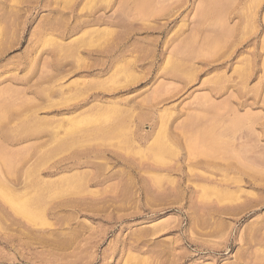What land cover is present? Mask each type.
Here are the masks:
<instances>
[{
    "label": "rangeland",
    "instance_id": "1",
    "mask_svg": "<svg viewBox=\"0 0 264 264\" xmlns=\"http://www.w3.org/2000/svg\"><path fill=\"white\" fill-rule=\"evenodd\" d=\"M0 107V264H264V0H0Z\"/></svg>",
    "mask_w": 264,
    "mask_h": 264
},
{
    "label": "bare ground",
    "instance_id": "2",
    "mask_svg": "<svg viewBox=\"0 0 264 264\" xmlns=\"http://www.w3.org/2000/svg\"><path fill=\"white\" fill-rule=\"evenodd\" d=\"M11 1H12V0H11ZM123 1H124V0H123ZM143 1H144V0H143ZM132 2H133V1H132ZM13 3H14V2H13ZM143 3H144V2H143ZM14 4H15V3H14ZM148 4H150V3H148ZM10 5H11V4H10ZM209 5H210V4H209ZM135 6H136V5H135ZM212 6H213V5H212ZM10 7H12V6H10ZM14 7H15V6H14ZM143 7H145V4L143 5ZM148 7H149V6H148ZM140 8H141V7H140ZM213 8H214V6H213ZM213 8H212V9H213ZM14 9H15V8H14ZM143 10L145 11L146 9H143ZM144 11H143V12H144ZM209 11H210V10H209ZM141 12H142V11H141ZM146 14H147V13H146ZM218 14H219V12H218ZM82 23H83V22H82ZM80 25H81V24H80ZM229 30H230V29H229ZM222 32H223V31H222ZM227 32H229V31H227ZM230 33H231V32H230ZM230 33H229V34H230ZM196 34H197V33H196ZM209 36H210V35H209ZM220 36H221V35H220ZM191 37H192V36H191ZM210 37H211V36H210ZM208 38H209V37H208ZM219 38H220V37H219ZM213 39H214V38H213ZM2 40H3V39H2ZM215 40H216V39H215ZM191 42H192V41H191ZM216 42H217V41H216ZM218 42H219V39H218ZM225 42H226V41H224V42H222V43H225ZM205 43H206V42H205ZM208 43H209V42H208ZM211 43H212V42H211ZM194 44H195V43H194ZM212 44H213V45L215 44L214 41H213ZM213 45H212V49H213ZM220 45H221V44H220ZM223 45H224V44H223ZM192 46H193V45H192ZM206 46H207V45H206ZM216 46H217V45H216ZM184 47H185V46H184ZM207 47H209V46H207ZM219 47H220V46H219ZM179 48H180V47H179ZM182 48H183V47H182ZM190 48H191V47H190ZM209 49H210V48H209ZM217 49H219V48H217ZM182 50H183V49H182ZM182 50H180V51H182ZM185 50H186V49H185ZM193 50H194V49H193ZM207 50H208V49H207ZM214 50L216 51V49H214ZM214 50H213V53H214ZM180 51H179V52H180ZM183 51H184V50H183ZM183 51H182V52H183ZM211 52H212V51H210V53H211ZM176 53H177V52H176ZM193 53H194V52H193ZM197 53L199 54V52H197ZM197 53H196V54H197ZM210 53H209V54H210ZM191 54H192V52H191ZM196 54H195V55H196ZM215 54H216V53H215ZM212 56H213V55H212ZM214 56H215V55H214ZM214 56H213V57H214ZM174 60H176V59H174ZM174 60H173V61H174ZM204 60H205V59H204ZM212 60L214 61V59H212ZM212 60H210V61H212ZM173 61H172V63H173ZM188 61H189V60H188ZM184 62H185V61H184ZM250 63H251V62H250ZM182 66H184V64H183ZM179 68H180V67H179ZM181 68H182V67H181ZM181 68H180V69H181ZM175 69H176V68H175ZM238 70H239V69H238ZM179 71H180V70H179ZM174 72H175V71H174ZM181 72H182V70H181ZM235 72H236V70H235ZM237 72H238V74H239V71H237ZM240 72H241V71H240ZM179 73H180V72H179ZM179 73H178V74H179ZM188 76H189V75H188ZM242 76H243V75H242ZM244 76H245V75H244ZM215 87H216V86H215ZM224 87H225V86H224ZM8 89H9V88H8ZM9 92H11V91L9 90ZM53 92H54V91H53ZM3 94H4V93H3ZM5 94H6V92H5ZM5 94H4V95H5ZM4 97H5V96H4ZM3 102H4V101H3ZM10 103H11V102H10ZM210 105L212 106V103H211ZM210 105H209V106H210ZM1 106H2V104H1ZM5 106H8V105L5 104ZM10 106H11V105H10ZM209 106H208V107H209ZM214 106H215V105H214ZM214 106H213V107H214ZM0 108H1V107H0ZM4 108H5V107H4ZM209 108H211V107H209ZM2 109H3V108H2ZM8 110H9V107H8ZM0 111H1V109H0ZM3 111L5 112V111H6V108H5ZM3 111H2V112H3ZM5 113H6V112H5ZM2 114H3V113H2ZM6 114H7V113H6ZM0 115H1V114H0ZM248 115H249V113H248ZM251 115H253V114H251ZM3 116H4V115H3ZM1 117H2V116H1ZM196 117H197V116H196ZM192 118H193V117H192ZM192 118H191V119H192ZM197 118H198V117H197ZM200 118H201V117H200ZM245 118H246V117H245ZM245 118H243V119H245ZM3 119H4V118H3ZM194 119H195V118H194ZM248 119H249V118H248ZM196 120H197V119H196ZM198 120H199V119H198ZM200 120H201V119H200ZM246 120H247V119H246ZM191 121H192V120H191ZM191 121H188V122H191ZM250 121H251V120H250ZM0 122H1V121H0ZM192 123H193V122H192ZM183 125H184V124H183ZM183 125H182V126H183ZM252 125H253V124H252ZM57 126H58V125H57ZM60 127H61V124H60ZM39 128H40V127H39ZM47 128H48V127H47ZM118 128H119V127H118ZM185 128H186V127H185ZM35 129H36V128H35ZM122 129H123V128H122ZM124 129H125V128H124ZM183 129H184V128H183ZM208 129H209V128H208ZM6 130H7V129H6ZM32 130H33V129H32ZM37 130H38V129H37ZM42 130H43V129H42ZM42 130H40V131H42ZM50 130H51V128H50ZM55 130H56V129H55ZM57 130H58V129H57ZM115 130H116V129H115ZM118 130H119V129H117V130H116V133H114L115 131H114V129H113L114 132H111V134L114 133V134L117 135V131H118ZM206 130H207V129H206ZM119 131H120V130H119ZM200 131H201V130H200ZM207 131H208V132L211 131V133H212V129L207 130ZM8 132H10V131H8ZM14 132H15V131H14ZM33 132H34V130H33ZM35 132H36V131H35ZM35 132H34V133H35ZM54 132H55V131H54ZM54 132H53V133H54ZM70 132H71V131H70ZM185 132H186V131H185ZM185 132H184V133H185ZM198 132H199V131H198ZM198 132H196V133L198 134ZM202 132H203V131H202ZM204 132H205V131H204ZM11 133H12V132H11ZM37 133H38V131H37ZM39 133H40V132H39ZM58 133H59V132H58ZM118 133H119V132H118ZM120 133H121V132H120ZM182 133H183V131H182ZM184 133H183V135H184ZM187 133H188V132H187ZM187 133H185V134H187ZM206 133H207V132H206ZM206 133H205V134H206ZM211 133H210V134H211ZM7 134H8V133H7ZM9 134H10V133H9ZM41 134H42V133H41ZM47 134H48V133H47ZM49 134H51V133L49 132ZM59 134H60V133H59ZM77 134H78V133H77ZM114 134H113V135H114ZM188 134H189V133H188ZM188 134H187V137H188ZM202 134H203V133H201L199 137H202V136H201ZM10 135H11V134H10ZM10 135H9V136H10ZM13 135H14V134H13ZM17 135H18V134H17ZM26 135H27V134H26ZM53 135H55V134H53ZM106 135H107V134H106ZM189 135H191V134H189ZM198 135H199V134H198ZM51 136H52V135H51ZM55 136H56V135H55ZM119 136H120V135H118L117 137H119ZM205 136H206V135H205ZM11 137H12V136H11ZM13 137H14V136H13ZM16 137H17V136H16ZM47 137H48V136H47ZM59 137H60V135H59ZM48 138H49V137H48ZM54 138H55V137H54ZM56 138H57V136H56ZM111 138H112V136L109 137V139H111ZM185 138H186V137H185ZM189 138H190V137H189ZM189 138L186 139V140H189V141H190L189 145H190V146L192 145V146H191L192 149H194V148L196 149V147H197L196 145H198V144H197L198 142L195 143V142H193L194 140L192 141V139H193L192 137H191L192 139H189ZM202 138H203V137H202ZM202 138H201V140H202ZM101 139H102V138H101ZM102 140H103V139H102ZM106 140H107V139H106ZM215 140H216V139H215ZM61 141H62V140H61ZM216 141H217V140H216ZM124 142H125V141H124ZM191 142H192V144H191ZM193 143H194V144H193ZM128 144H129V143H128ZM154 144H156V143H154ZM154 144H153V145H154ZM156 145H157V144H156ZM193 145H194V148H193ZM195 146H196V147H195ZM209 146H210V145H209ZM163 147H164V146H163ZM165 147H167V146H165ZM188 147H189V146H188ZM215 147H217V146H215ZM215 147H213V148L215 149ZM150 148H151V147H150ZM159 148H161V147H159ZM191 148H189V149L192 150ZM198 148H199V147H198ZM207 148H208V147H207ZM207 148H206V149H207ZM157 149H158V147L156 148V150H157ZM165 149H166V148H165ZM165 149H164V150H165ZM209 149H210V148H209ZM161 150H162V149H161ZM164 150H163V151H164ZM167 150H168V149H167ZM200 150H201V149H199V151H200ZM203 150H204V149H203ZM211 150H212V149H211ZM215 150H216V149H215ZM215 150H214V151H215ZM3 151H4V150H3ZM154 151H155V146H154ZM171 151H172V150H171ZM196 151L198 152V149H197ZM208 151H209V150H208ZM216 151H218V149H217ZM4 152H5V151H4ZM205 152H206V151H205ZM210 152H211V151H209V153H210ZM212 152H213V150H212ZM164 153H165V152H164ZM200 153H201V152H199L198 154H200ZM207 153H208V152H207ZM209 153H208V155H210ZM213 153H214V152H213ZM213 153H212V154H213ZM215 153H217V152H215ZM215 153H214V154H215ZM3 154H4V153H3ZM171 154H172V153H171ZM191 154H192V153H191ZM193 154L195 155V153H193ZM198 154H197V155H198ZM201 154H203V153H201ZM194 155H193V156H194ZM157 157H158L159 160H160V157H161V156L159 157V156L156 155V158H157ZM163 160H164V159H163ZM163 160H162V161H163ZM206 161H207V160H206ZM207 162H208V161H207ZM199 163H201V162L199 161ZM200 165H201V164H200ZM38 203L40 204V202H38ZM39 204H37V205H39ZM24 210H26V209H25V208H22V209H21V211H24ZM19 211H20V210H19ZM26 211H27V210H26ZM26 211H25V212H26ZM28 211H29V210H28ZM34 212H35V211H34ZM41 212H42V211H41ZM29 213H30V212H29ZM32 214H33V213H32ZM34 214H35V213H34ZM30 216H31V215H30ZM28 217H29V216H28Z\"/></svg>",
    "mask_w": 264,
    "mask_h": 264
}]
</instances>
